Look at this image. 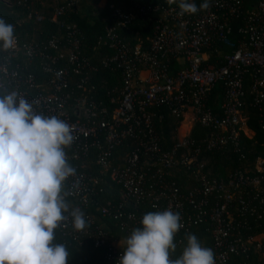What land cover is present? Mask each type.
<instances>
[{"label":"built area","instance_id":"obj_1","mask_svg":"<svg viewBox=\"0 0 264 264\" xmlns=\"http://www.w3.org/2000/svg\"><path fill=\"white\" fill-rule=\"evenodd\" d=\"M46 1L54 5L51 22H56L75 3V0ZM19 3L29 4V0ZM239 8V0H212L207 9L195 14L180 15L176 7L138 4L131 13L113 10L103 35L96 40L97 47H106L108 51L101 57L100 66L113 68L120 77V88L115 91V97L108 99V106H113L110 110L88 97L94 86L88 85L86 72L95 69L89 67L87 58L81 54L80 34L74 25L56 24L62 32L39 45L17 38L14 50L0 51V96L16 91L30 103L34 102L37 113L56 115L73 129L74 142L65 151L76 173L65 182L64 191L70 193L66 197L69 212L80 208L86 225L92 226L94 232L75 230L69 213H64L69 218L57 230L71 237L85 236L94 247H99L106 238L94 226L89 210L98 211L102 216H109V211L114 210L112 217L119 219L116 211L121 206L147 199L156 212L166 209L180 212L182 231L208 221L215 264H227L230 255L244 253L249 248L259 260H264V236L231 240L228 237L231 227L226 221L231 203L239 211L246 208L243 195L247 192L260 196L259 205L264 202V158L254 161L250 174L234 172L225 181L207 178L202 171L204 163L198 160L202 152L224 148L239 132L251 135L244 127L242 115L245 73L250 81L248 91L261 118L259 127L264 132V0H257L253 8L244 12L239 30L244 39L233 45L228 41L229 19L239 14ZM136 16H152V34L145 50L140 45L130 47L118 38L119 29ZM32 18L35 23L41 20L34 11ZM214 42L229 46L231 52L221 56L220 66L203 65L207 60L204 51ZM34 58L40 60L41 73L46 77L43 82L21 71L16 63L23 59L29 64ZM173 60H179L181 65L171 73L168 66ZM80 75L83 77L78 82L72 80ZM216 84L222 85L223 96L218 114L214 115L206 106V98ZM73 90L79 92L78 96ZM155 107H165L172 116L182 119L175 144L165 152L160 151L152 131L153 122L161 118L152 114ZM186 120L190 124L179 134ZM193 124L209 131L196 145L189 138ZM220 130L224 132L222 135ZM127 140L134 142L133 148L119 164H114L113 151ZM91 149L95 151V165L121 186V203L115 209L109 203L100 206L95 201L98 180L82 171L81 159ZM177 168H184L187 177L197 184L186 196L180 194L172 181H167ZM147 177L155 180V189L146 186ZM210 199L212 206H209ZM126 220L134 222L131 215H126ZM120 230L128 232L131 228L122 224ZM110 244L114 247L117 243ZM120 254L113 262L107 257L103 264H119Z\"/></svg>","mask_w":264,"mask_h":264},{"label":"trees","instance_id":"obj_2","mask_svg":"<svg viewBox=\"0 0 264 264\" xmlns=\"http://www.w3.org/2000/svg\"><path fill=\"white\" fill-rule=\"evenodd\" d=\"M21 0H0V17L6 22L15 25V35L18 39L24 42H30L39 45L40 42H45L50 37L56 36L57 32H62V28H58L56 24H71L74 25L80 34L81 54L87 58L88 65L95 71H87L88 85L94 86L93 92L88 97L95 102H99L110 110L113 106H108L110 96L115 97V91L120 88L121 82L119 73L113 68H103L100 66L102 56L108 54L106 47H97L96 40L103 35L104 28L109 24V16L113 10H120L124 13L134 11V5L141 6H159L161 8L176 7L179 8V0L175 3L170 0H103L100 9L86 7L85 10L77 7V0L74 5L68 10H64L63 14L56 19V22H51L50 18L54 11V5L46 0H29V4L19 3ZM28 1V0H27ZM85 1V0H84ZM212 0H208L210 2ZM239 14L236 17L229 19L228 41L235 45L237 41L243 40L244 36L239 33L242 28V17L244 12L249 11L254 7L257 0H239ZM194 2L197 7L204 0H189ZM33 11L41 17L39 23L33 21ZM30 13V17L27 14ZM152 16H136L124 28L119 29L118 38H122L130 47L140 45V49L145 50L148 46L147 39L152 34ZM229 46L220 42H214L210 48L204 53L207 57L203 65L220 66L222 63V55L231 52ZM37 58L32 59L29 64L26 60L18 59L16 63L20 66V70L33 75L36 81H45V75L41 73V64ZM179 60H173L169 63V71L174 73L179 67ZM85 74V73H84ZM83 76H74L72 80L78 82ZM248 74L245 73L242 78V87L244 96L242 98V115L245 118L244 127L251 135L246 136L242 132L237 134L234 141H228L227 145L219 151L202 152L198 160L203 164V174L216 181H225L228 174L240 172L248 175L252 172L254 161L257 158H264V132L260 130L259 112L254 106L252 95L249 93L250 81ZM72 87L70 84L69 88ZM74 95L78 96L79 92L73 90ZM223 87L221 84H216L206 98V106L211 110L212 114L217 115V108L222 100ZM154 117L160 116V120L154 121L152 131L156 137L160 151H168L176 142V132L182 119L172 116L165 107H155L151 110ZM209 131L201 128L197 124H193L190 130L189 138L193 144H198L199 141L206 137ZM222 130L219 134H223ZM134 146V142L127 140L113 151L114 164H119L121 158L128 153ZM95 151L91 149L86 154L85 158L81 159L82 171L98 180L95 186L97 195L95 201L100 206H105L109 203L115 209L121 203L120 192L121 186L109 179L108 173H104L94 163ZM149 173L147 174V176ZM174 186L178 188L180 194L186 196L193 189L197 188V184L191 178L187 177L184 168H177L172 172L170 180ZM146 186L155 189V180L149 177L145 180ZM264 187V186H263ZM260 196H256L254 192H247L243 195V200L246 203L244 210H237L234 203L230 204L226 221L230 225L228 232L229 239L235 237L242 240L257 235L264 236V202L258 204ZM69 202L68 199H66ZM213 205L210 199L209 206ZM186 207V206H185ZM239 209V208H238ZM109 216H102L98 211L89 210V214L93 219L94 226H98L106 238L103 245L94 247L93 243L85 236L78 235L71 237L59 230H54V244H64L69 251L68 264H103L107 257L113 262V259L118 253L123 254L126 244L125 238L132 232L134 228L141 227L140 221L144 214L148 212H156V208L147 199L125 204L120 210L116 211L119 219H114L112 216L114 210L109 211ZM126 215H131L133 221L126 220ZM126 225L131 228L128 232L121 231L120 225ZM210 223L202 222L191 227L187 231L179 230L174 236L176 244L175 252L170 253V259H177L183 252L187 244V236L194 234L200 240L203 246L211 248V238L209 234ZM84 229L93 231L92 226L86 225ZM111 241H116V246H112ZM110 248V251L108 252ZM113 251V253H111ZM227 264H264V260H259L256 253L252 249H248L244 253H234L229 256Z\"/></svg>","mask_w":264,"mask_h":264},{"label":"clouds","instance_id":"obj_3","mask_svg":"<svg viewBox=\"0 0 264 264\" xmlns=\"http://www.w3.org/2000/svg\"><path fill=\"white\" fill-rule=\"evenodd\" d=\"M175 3L176 0H170ZM180 15L195 14L197 7L179 0ZM15 25L0 17V51L17 47ZM71 125L56 115L34 110L18 92L0 96V264H68L69 251L54 244V230L68 220L77 231L86 226L80 208L69 212L65 182L75 175L65 149L74 142ZM125 238L119 264H215L212 248L203 246L194 234L177 259L174 236L183 227L181 214L166 209L148 212Z\"/></svg>","mask_w":264,"mask_h":264},{"label":"rangeland","instance_id":"obj_4","mask_svg":"<svg viewBox=\"0 0 264 264\" xmlns=\"http://www.w3.org/2000/svg\"><path fill=\"white\" fill-rule=\"evenodd\" d=\"M103 0H77V7L79 6V9L85 10L86 7L94 8V9H100L102 7ZM189 120H186L184 123L181 124V128L178 130L179 134H182L187 130Z\"/></svg>","mask_w":264,"mask_h":264},{"label":"crops","instance_id":"obj_5","mask_svg":"<svg viewBox=\"0 0 264 264\" xmlns=\"http://www.w3.org/2000/svg\"><path fill=\"white\" fill-rule=\"evenodd\" d=\"M179 65H181V62H179ZM183 123H184V122H183ZM181 127H182V126H181ZM181 127H180V128H181Z\"/></svg>","mask_w":264,"mask_h":264}]
</instances>
